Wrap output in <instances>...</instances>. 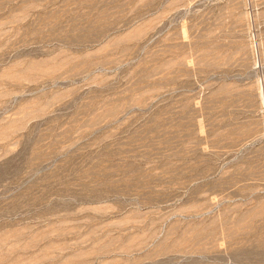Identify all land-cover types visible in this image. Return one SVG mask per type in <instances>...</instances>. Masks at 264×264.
Returning <instances> with one entry per match:
<instances>
[{
  "label": "rangeland",
  "instance_id": "rangeland-1",
  "mask_svg": "<svg viewBox=\"0 0 264 264\" xmlns=\"http://www.w3.org/2000/svg\"><path fill=\"white\" fill-rule=\"evenodd\" d=\"M0 264H264V0H0Z\"/></svg>",
  "mask_w": 264,
  "mask_h": 264
},
{
  "label": "bare ground",
  "instance_id": "bare-ground-1",
  "mask_svg": "<svg viewBox=\"0 0 264 264\" xmlns=\"http://www.w3.org/2000/svg\"><path fill=\"white\" fill-rule=\"evenodd\" d=\"M262 96V95H261Z\"/></svg>",
  "mask_w": 264,
  "mask_h": 264
}]
</instances>
